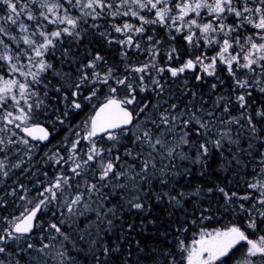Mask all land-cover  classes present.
I'll list each match as a JSON object with an SVG mask.
<instances>
[{"label": "snow or ice", "instance_id": "6c2138e0", "mask_svg": "<svg viewBox=\"0 0 264 264\" xmlns=\"http://www.w3.org/2000/svg\"><path fill=\"white\" fill-rule=\"evenodd\" d=\"M228 262L264 264V0H0V264Z\"/></svg>", "mask_w": 264, "mask_h": 264}, {"label": "trees", "instance_id": "16d2710c", "mask_svg": "<svg viewBox=\"0 0 264 264\" xmlns=\"http://www.w3.org/2000/svg\"><path fill=\"white\" fill-rule=\"evenodd\" d=\"M107 55L109 56H114L115 54L111 51L106 52ZM91 114V107L85 109L84 112H82L79 116H74L73 117V123H78L79 121L85 119L86 116ZM51 131L52 129L49 128ZM66 130L63 128H60L58 126L57 131L53 133V136L51 137V142L52 144H56L57 141H59L64 135H66ZM51 147V145H49ZM190 182L194 185H199L205 183L206 180L211 181L215 179V177L209 176V177H200L198 175V169H194V174L192 177L188 178ZM219 183V181H217ZM220 203H223V201H220ZM10 212L15 211L14 209H9ZM158 212V210H157ZM154 215L156 214L155 212L153 213ZM231 220V216L228 213H215L213 215V219L210 222H206L208 224L209 230L212 229H218V228H223L225 225H227ZM161 233H163L164 229L160 230ZM194 231V230H193ZM147 234H154V228L153 226L149 225V233ZM155 238V237H154ZM162 238V237H161ZM193 238L192 232L190 231L188 233V242H191V239ZM169 241L171 240V237L168 238ZM228 264H231V262H228Z\"/></svg>", "mask_w": 264, "mask_h": 264}, {"label": "water", "instance_id": "95a60500", "mask_svg": "<svg viewBox=\"0 0 264 264\" xmlns=\"http://www.w3.org/2000/svg\"><path fill=\"white\" fill-rule=\"evenodd\" d=\"M49 131L51 132V130L49 129ZM51 139V138H50Z\"/></svg>", "mask_w": 264, "mask_h": 264}]
</instances>
